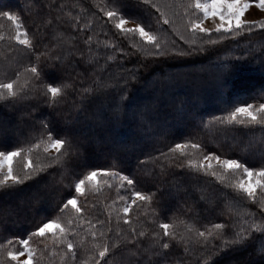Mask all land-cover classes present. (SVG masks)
<instances>
[{
  "label": "snow or ice",
  "instance_id": "snow-or-ice-1",
  "mask_svg": "<svg viewBox=\"0 0 264 264\" xmlns=\"http://www.w3.org/2000/svg\"><path fill=\"white\" fill-rule=\"evenodd\" d=\"M253 5L264 11V0H91L87 8L79 2L33 0L32 28L20 15L0 12L14 27V34L7 37L8 50L35 57V63L25 68L30 79L21 82L19 72L15 79L7 72L0 79L4 108L18 112L28 105L21 117L23 128L13 119L0 120V147H5L0 150L4 241L0 264H178L170 250L184 245L186 253L189 243L202 250L205 264H219L217 257L241 251L248 255L235 264H264V146L258 166H250L218 154L224 144L217 140L237 126L264 130V85L247 91L252 102L244 95L222 99L233 77L255 55L249 52L246 58L212 65L216 71L206 83L211 86L209 95L223 105L219 109L223 114L207 121L193 97L198 100L208 90L195 77L177 91L178 81L173 83L167 76L148 79L140 71L162 58L219 59V46L225 40L242 37L245 31L252 34L254 28L264 31V19L244 18ZM208 20L214 28L205 27ZM170 34L179 36L187 47L180 48L175 41L169 46ZM260 67L264 70V51ZM134 91L143 95H133ZM72 96L80 97L79 104L68 105L63 119L49 127L47 109L55 111ZM41 104L46 107L41 109ZM181 126L191 129L188 138L168 147V138L182 131ZM126 128L159 153L149 159L161 166L158 182L166 189L150 194L136 190V179L112 170L122 164L118 157L110 168L87 170L95 148L127 150ZM8 137L29 147L7 150ZM41 144L48 163L35 166L33 149ZM25 151L28 158L16 172L14 160L24 157ZM117 177L122 207L106 208L101 218L97 206L88 201L102 184L113 187L109 181ZM121 191L129 194L120 195ZM165 192L191 223L169 217L171 222H160L159 230H152L146 241L147 221L130 218L129 213L133 206L163 205ZM197 207L200 212L193 211ZM169 211L170 207L162 208L164 215ZM212 214L225 219L214 223ZM14 216H24L31 229L9 238L7 221Z\"/></svg>",
  "mask_w": 264,
  "mask_h": 264
},
{
  "label": "trees",
  "instance_id": "trees-1",
  "mask_svg": "<svg viewBox=\"0 0 264 264\" xmlns=\"http://www.w3.org/2000/svg\"><path fill=\"white\" fill-rule=\"evenodd\" d=\"M81 3L85 8L91 3V0H45L46 4L49 3ZM33 0H0V12L2 11H12L22 17L24 23L27 27L32 28L34 20V11L31 10ZM75 14V12H73ZM0 32L5 37V40L0 41V79H3L5 72L12 79H15V73H20V80L23 82L26 79H30L29 74L25 72L30 64L35 63V57L31 55H18L14 54L7 48V37L10 34H14V27L6 18L0 17ZM216 35L213 36L215 38ZM138 39V38H137ZM169 46L171 42L175 41L176 45L180 48H186L187 45L180 40L179 36L170 34L168 37ZM219 59L217 56H193L185 57L183 59H161L155 63H151L147 69L141 68L140 71L148 79L159 78L161 76H167L170 78L171 82L176 83L177 91H182V85L186 82L191 81L194 77L197 82L205 87L208 91L201 94L199 99L193 97V100L198 103V106L204 113V119L207 121L213 115H222L220 108L223 106L219 104L216 99H214L209 93L211 92V86L205 85L206 81L210 80V73L216 71L212 67L213 64H218L220 60L229 61L234 60L236 57L246 58L249 52L255 55L256 59L250 64H244L243 67L236 73L230 82V86L227 93L222 97V99L227 100L229 96L246 95L249 89H259L261 85H264V70L260 67L261 53L264 51V31L258 28H254L252 34H245L242 37H236L235 39H227L225 42L219 46ZM5 56L8 59H5ZM104 60L101 59V64ZM126 67L132 68V64H127ZM114 68V66H113ZM83 87H88L87 84ZM133 95H143L142 92H133ZM80 97L72 96L69 98L68 102L65 103L61 101L57 106L56 110L53 111L48 108L45 115L48 116V120L51 121L49 127H55L58 121H61L63 117L67 114L70 104H79ZM248 102H252L248 98ZM30 103L35 104L36 100L32 99ZM127 103V101L125 102ZM41 109L46 106L41 104ZM28 105L25 104L18 112H14L11 108H4L0 104V116L10 117L16 119L20 126L24 127V122L21 120L22 116L26 115V110ZM37 112L39 109L36 110ZM49 113H51L49 115ZM41 117L37 116V119ZM47 122V121H46ZM182 131L177 133L175 136H170L168 138V147L173 146L175 143H182L188 138L191 129L183 128ZM215 127V124L211 125ZM124 139L128 141V147L126 151H115L109 148H95V150L90 154V168H110L114 157H118L122 164L119 168L112 169L115 171H123L125 175H129L130 178L136 179V190L142 191L145 194H150L156 191L157 188L166 189L167 185L160 184L158 182L160 165H157L149 159V157H155L159 155L157 151L154 150V146L148 142L146 139H142L138 134H134L132 130H124ZM217 140L224 144V147L220 149L218 154H221L224 158L229 159H239L242 163H248L250 166L256 165V161L260 159V149L264 146V130L259 127L255 128H244L242 126H237L236 129H227L222 134L217 137ZM35 143V141H33ZM193 142H197L194 138ZM216 141H213L215 143ZM4 144L7 150H15L18 147H22L25 150L29 147L28 144L17 143L15 137H8L4 139ZM156 147H159L157 145ZM44 145L41 144L39 149H33V163L35 166H40L41 164H47L48 161L44 159L43 154ZM0 150H5V147H0ZM163 151H167V147L162 148ZM36 153H39V159H37ZM55 155L54 153H51ZM25 156H28L27 151H25ZM15 159V168L20 169L22 165L23 158ZM140 161H144L143 165ZM24 163V162H23ZM16 164L18 166H16ZM67 182V181H65ZM110 184L113 187L108 188L105 185H101V190L99 193L94 194L90 197L88 203L89 205L95 204L98 208L101 218L106 216V208L110 207H122L118 200L117 189L119 187V179L110 180ZM120 195H128L127 191H121ZM159 198V195H158ZM164 204L158 205L152 202L150 205H142L139 208L133 206V209L129 213V217L135 219L139 216L142 220H146L145 228L149 230V237L146 238L150 240V233L152 230H159L158 224L160 222H171L169 217H175L177 221L183 220L186 223H191L190 216H186L183 212L179 211L174 202L170 201L165 192ZM113 201L116 204L113 205ZM183 203V201H181ZM163 207H170L171 211L164 215L162 212ZM188 205H185L187 208ZM255 211V207L251 208ZM194 212H200L199 207L193 210ZM155 212V214H153ZM43 215V213H42ZM210 219L214 223H221L224 221V217H217L215 214L210 216ZM155 221V223H153ZM202 223H207V221H201ZM115 220L113 218V224ZM196 227H200V224H196ZM7 233L6 235L10 238L13 234H23L27 230L31 229V225L24 216L12 217V219L7 221ZM202 231L203 228H200ZM0 232H3V226H0ZM4 242L0 238V243ZM260 241H256V247L259 249ZM188 251L184 252V245L170 250L171 257L178 261V264H205V259L202 255V250L195 248L191 243L187 245ZM247 251L237 252L233 255L217 257L219 264H235L236 260L244 259L247 257ZM111 259V258H109Z\"/></svg>",
  "mask_w": 264,
  "mask_h": 264
},
{
  "label": "rangeland",
  "instance_id": "rangeland-1",
  "mask_svg": "<svg viewBox=\"0 0 264 264\" xmlns=\"http://www.w3.org/2000/svg\"><path fill=\"white\" fill-rule=\"evenodd\" d=\"M244 18H245V19H248V20H259V19H264V11H261V10L257 9V8L255 7V5H253V6L251 7L250 11L247 12V13H245ZM205 27L214 28V24L212 23L211 20H208V21H205ZM216 38H217V36H216L215 38H213V39H216ZM205 85L208 86V85H210V84H205ZM9 119H13L15 122H17L16 119H14V118L3 117V116L1 117V116H0V120H5V121H6V120H9ZM49 151H50L51 153H54V152H55L54 149H50ZM27 158H28V156H25V157L23 158V161H22L21 164H23V162H25V161L27 160ZM16 166H18V165L16 164ZM13 167H14V171L19 172V171L21 170L22 165L20 166V169L15 168V160H14Z\"/></svg>",
  "mask_w": 264,
  "mask_h": 264
}]
</instances>
